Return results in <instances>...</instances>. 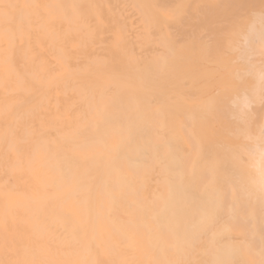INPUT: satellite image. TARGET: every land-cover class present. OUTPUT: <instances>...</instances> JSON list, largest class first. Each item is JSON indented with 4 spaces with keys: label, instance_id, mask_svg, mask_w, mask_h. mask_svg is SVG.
<instances>
[{
    "label": "bare ground",
    "instance_id": "bare-ground-1",
    "mask_svg": "<svg viewBox=\"0 0 264 264\" xmlns=\"http://www.w3.org/2000/svg\"><path fill=\"white\" fill-rule=\"evenodd\" d=\"M44 1V7L41 1L36 7L41 14L48 12L50 18L55 17L53 25L57 32L68 30L74 34L77 30L81 31V39L70 44V49H65L66 53L58 55L60 68L65 67L67 55L72 56L73 51L76 56L81 55L83 61L71 71L70 81L62 83V92H49L44 102L40 101L41 96L31 97L30 100L35 103L25 108L30 130L22 129L25 139H36L35 149L29 159H41V172L38 175L42 182L41 188L56 189V196L65 202L66 214L79 216L77 210L85 208L95 231L96 245L101 243L104 249L113 246L115 261L109 264H264V210L261 209L264 208V201L261 200L264 196H260L263 194L261 192L257 194L258 190L262 191L259 182L258 188H254L258 190L252 189L256 191L252 192L253 197L258 196L261 202H257V205V198L249 200L251 191H246L250 188L247 183L244 188L240 184L242 180H238L240 186L237 183L236 186L225 178L228 174L224 172L221 156L214 149L203 147V138L199 134L194 136L197 141L201 140L200 143L195 142V150L184 147L185 142L180 143L182 146L176 140L174 142L165 114L171 112L168 101L170 91L166 87L174 71L171 68L188 62V59L202 62L203 58L215 55L221 44L217 42L221 40V35H212L215 31L223 34L224 38L233 37L232 49L229 51L232 62H237L238 55L241 56L238 60L244 58L246 61L250 55L245 58V50L242 57L239 49L252 45L255 50L250 48V51L253 50L249 51L251 56L263 62L264 0H188L184 9L177 7L169 15L172 32L168 33V38L167 33L161 34L164 46L158 48L157 52L156 48L143 51L140 36L128 34L121 25L125 2L130 6V14L137 15L143 22L145 30L141 36L147 38L150 18L156 17V10L150 9L148 0H143L144 6L142 0ZM154 1L165 3V7L167 2L177 6L183 2ZM161 11L158 13L163 15ZM30 17L28 1L23 13L26 24ZM202 28L209 36L202 43L193 41V38L187 42L182 39L186 35L193 36L196 30ZM105 30L110 32L106 39L103 37ZM35 31L39 33V29ZM57 32L50 33L55 35L53 46H60L61 50L66 37ZM45 35L49 39L48 33ZM95 50H100V53L93 55L96 54L93 52ZM258 61L255 62L260 64ZM13 64L22 68L18 58ZM256 68L257 65L252 70ZM260 68L258 72L264 69V65ZM257 71L254 73L259 74ZM262 74L264 76V70ZM30 77L32 82H38L33 76ZM260 79L263 78L257 80ZM248 87L247 93L251 89ZM230 90H224L225 95L231 93ZM251 91L250 95L256 92ZM253 95V102L249 101L253 104L259 101V104L262 98L256 101L253 98L256 94ZM54 96L58 99L56 104ZM160 100L163 104H159ZM257 106H254L257 108L255 113L258 111ZM61 108H68L70 116L62 115ZM256 114L259 115L258 112ZM170 122L173 123V120L170 119ZM251 124H254L253 121ZM249 126L244 131L248 132ZM251 131L250 139L254 133ZM194 138L191 139L195 141ZM50 143L54 145L51 151L47 150ZM253 149L251 157L256 153ZM191 152L194 156L188 159ZM253 163L252 160L251 167L256 164ZM261 167L264 168V165ZM230 168L233 169L232 166ZM238 171L236 175H240ZM247 171L249 173V169ZM235 179L234 182L237 181ZM253 181L256 183L255 179ZM244 191L250 193L245 195ZM4 193L8 196L11 192ZM114 216L120 219L121 224H116ZM118 237L122 239L121 245L128 249V254L120 251ZM130 251L131 262L128 258Z\"/></svg>",
    "mask_w": 264,
    "mask_h": 264
},
{
    "label": "rangeland",
    "instance_id": "rangeland-1",
    "mask_svg": "<svg viewBox=\"0 0 264 264\" xmlns=\"http://www.w3.org/2000/svg\"><path fill=\"white\" fill-rule=\"evenodd\" d=\"M28 1L31 17L26 24L23 13L24 9L27 7ZM39 1L42 2V7H44L46 2L44 0H0V264H109L115 261V256H113L112 253L113 246L111 245L104 249V245L101 243L100 245H96V241L94 240L95 231L85 208L82 207V210H77L79 216L72 213L66 214L64 210L65 202L62 198L56 196V189L41 188L42 182L38 179V175L41 172L39 166L41 159H29L30 153L35 149L36 139H25L22 128L30 130V124L26 119L27 112L25 109L35 103L32 102L30 98L41 96L42 99L40 101L44 102L49 92H53V94L56 91L62 92V83H68L70 81L72 78L71 71L76 68L78 64H82L81 62L83 61V57L81 55L76 56L75 51H73L72 56L67 55L65 67L60 68L57 58L58 55L60 53H66L65 49H70V44L81 39V31L77 30L74 34L68 30L57 32L56 26L53 25L55 17L50 18L48 12L41 14L38 11L36 4ZM187 1L188 0H183L178 6L167 2L165 7V3H155L154 0H148L150 9L156 10V17L150 18L149 28H147L149 32L147 38L141 36L145 30L143 22H141L137 15L130 14V6L126 5L125 2L122 16L123 24L121 25L124 26L128 34H138L140 36V44L143 51H152L156 48L157 52L158 48L164 46L160 38L162 37L161 34H163V32L167 33L166 37L168 38V33L172 32L170 28L171 23L168 21L171 19L169 15L177 7L184 9L187 5ZM142 4L144 6L143 0ZM159 8L162 10L161 12L163 15L158 13V11H160ZM214 24L216 25V21ZM37 29H39V33L35 31ZM50 32H57L66 37L63 49L60 50V46H53L55 44V35H52ZM46 33H48L49 39H46ZM109 35L110 32L105 30L103 37L106 39ZM212 35H221V40H217V42H221V44L218 45L219 51L215 55L209 56L211 58H203L202 62H192L188 59V62L177 64L175 65L176 67L173 66V69L171 68V70L174 71L172 72L170 82L166 86L168 92L170 91L168 101L170 103L171 112L169 113L170 115L165 113L169 123L167 120L165 121L168 123L170 135L173 137L174 142L175 140L176 143L178 142L177 144L179 146H182L180 143L185 142V146L183 145L184 147L195 150L196 143H200L201 140L197 141V138L195 139L194 136L196 137L199 134V137L204 139L201 141L204 142L203 147L206 149H214L213 151H216V154L218 153V156H221L224 172L228 174L225 178L230 179L234 185H236V183L238 184V180H242L241 183H239L241 186L243 185L244 188L245 183H247L250 188L248 190L246 185V191H251V194H249L250 192L245 193V191L244 194H249V200L257 198L255 200L257 204V202L260 201L258 196L253 197V193L258 190V182L260 186L259 189L261 188L262 191L258 190L257 194L260 195L259 193L261 192V194H263L260 196H264V168L261 167L264 165V157H262V154H264V76L262 74L264 69L259 72L257 71L260 66L261 68L263 67L264 58H262V62L251 56L250 52L253 50L250 51V48L254 49L252 48L253 45L252 47L242 46L240 47L242 49H239V54L242 55V57H244L243 54L246 50L247 55H245V58L250 55L248 56V58H250L249 62L255 64L258 61L260 64H263L260 65L256 63L252 65L249 62L247 64L248 58H246V61L244 58L240 61L238 60V57L239 59L241 57L239 55L236 58L237 62H232V60L229 59V51L232 49L231 39L233 40V37L231 36V38H229L226 36L224 38L223 34L217 31L212 33ZM208 37L209 36L206 35V30L202 28L196 30L193 36L186 35L182 37V39L187 42L193 38V41L202 43ZM183 51L186 50L183 48ZM93 52L96 53L93 55H98L100 50H95ZM17 58L21 63V69L15 67L13 64L16 63ZM238 61L240 63H238ZM244 61L247 65H244ZM251 65L254 68L257 65V68L252 70ZM255 71L259 74L261 72V75L254 73ZM196 72H198V74ZM193 74L197 78L192 76ZM30 76H33L38 82H32ZM260 77L263 79L258 81ZM190 81H195V83L191 84ZM232 86H236V88L238 86V88H232ZM248 86L251 89H249L247 93L246 89ZM229 89H231L232 92L225 95L224 90L228 92ZM238 89L239 91L241 90L240 93ZM181 90L184 91L182 92ZM242 90L244 94H241L243 92ZM251 90H254V92L256 91L253 93L254 95L256 94V96L252 94L254 100L258 101V99H263H261L262 101L260 100V105L258 104L259 101L254 103L255 105L251 103V101L253 102V99H251L252 95H250ZM159 91L161 95L162 89L160 88ZM237 93H239L238 97ZM241 95H243V97H241ZM177 96H180V98H177ZM239 96L241 97L240 100ZM246 96L247 98H245ZM215 99L216 102H214ZM226 100L227 102H225ZM233 100H237V102ZM206 102L208 104H206ZM54 103H58V99L55 96ZM161 103L162 101L160 100L159 104ZM235 103L238 104L236 105ZM246 103L248 105H245ZM231 105L234 108L231 107ZM238 106H240V108H238ZM254 106L258 107L257 112L259 115L256 114L257 112L255 113L257 108ZM260 107L262 110H259ZM171 108L174 109L171 110ZM190 109H192L191 111L193 112H191ZM61 110L62 115L70 116V110L68 108H61ZM200 111L203 112L201 113L204 116L199 113ZM259 111L263 112L259 113ZM237 113L239 114L237 115ZM176 114L179 119L176 118ZM251 114H253V116ZM259 116H261L260 118L262 119L258 118ZM251 118H253V120ZM170 119L171 121L173 120V123L170 122ZM209 119L211 121H209ZM259 119L260 121H258ZM178 120H180V122H178ZM252 121L254 124H251ZM187 122H189V125H187ZM179 125H183L184 127L181 128ZM248 125L251 126H249V131H244L248 129ZM259 125L261 126V130L258 128ZM241 127H243V129ZM192 128H194V131ZM250 131L255 134L258 133L257 136L253 133L255 138L251 135L250 139ZM191 136L195 141L191 139ZM179 140L181 142H179ZM252 146L255 148L256 153L258 152L257 155L259 154V156L254 152L255 155L251 157L254 150ZM52 148H54V145L50 143L47 150L51 151ZM230 149L233 150L229 151ZM192 152L188 155V159L194 156ZM252 160L254 163L256 162V164L253 163L255 168L251 167L253 166ZM231 162L235 164L232 165ZM225 163L232 166L233 169H231L230 166H226ZM238 168H240V173ZM247 169H249V173ZM231 171L234 175H236L238 171L241 176H231ZM242 171L243 173L241 174ZM237 177H239V179ZM235 178L237 179L236 182H234ZM253 179H255L256 183L254 181V183L252 182ZM242 182H244V184ZM255 187L257 188L254 189ZM252 189L256 191L254 192ZM5 191L11 192L10 195H5ZM262 199L264 201V197L261 198V200ZM88 200L90 199L88 198ZM90 201H88L89 206L92 208ZM261 209L262 211L264 210V208ZM75 216L77 218H75ZM67 217H69V219H67ZM114 220L117 225L121 224L119 223L120 219L118 217L114 216ZM53 222H55L54 225H52ZM121 241L122 239L118 237L117 242L120 244V251L126 255L129 251L121 245ZM128 258L131 262V251Z\"/></svg>",
    "mask_w": 264,
    "mask_h": 264
}]
</instances>
